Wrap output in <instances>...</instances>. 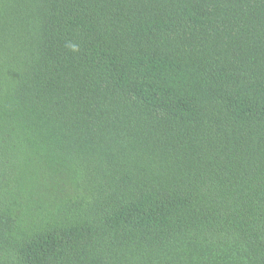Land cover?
Listing matches in <instances>:
<instances>
[{"label": "trees", "instance_id": "obj_1", "mask_svg": "<svg viewBox=\"0 0 264 264\" xmlns=\"http://www.w3.org/2000/svg\"><path fill=\"white\" fill-rule=\"evenodd\" d=\"M0 264H264V0H0Z\"/></svg>", "mask_w": 264, "mask_h": 264}]
</instances>
